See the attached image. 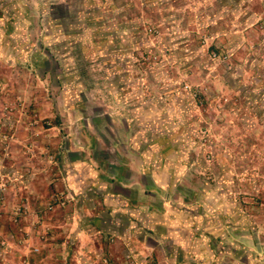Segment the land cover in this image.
I'll list each match as a JSON object with an SVG mask.
<instances>
[{"label":"rangeland","instance_id":"rangeland-1","mask_svg":"<svg viewBox=\"0 0 264 264\" xmlns=\"http://www.w3.org/2000/svg\"><path fill=\"white\" fill-rule=\"evenodd\" d=\"M0 5L28 21L5 34L34 53L1 59L17 72L0 82V224L24 228L21 264H264V88L244 62L264 46V0ZM70 29L78 56L64 50ZM118 160L152 177L123 192L141 200L62 218L74 180L90 169L106 178ZM33 179L40 215L27 231L30 206L13 199ZM178 179L181 191L168 185ZM5 248L17 264L1 238Z\"/></svg>","mask_w":264,"mask_h":264},{"label":"crops","instance_id":"crops-1","mask_svg":"<svg viewBox=\"0 0 264 264\" xmlns=\"http://www.w3.org/2000/svg\"><path fill=\"white\" fill-rule=\"evenodd\" d=\"M61 5H59V3H57L56 5H53L54 7H50V9L52 10L51 12H54L55 9H58L57 6H60L59 9H62V7L64 8V5H62V3H60ZM15 8L16 10H18L17 7H15L14 5H0V61L1 59L4 58H20V56L29 58L31 57L34 53L32 51V48L29 46H27L26 44H19L18 42L16 43V41L13 42V34H5L6 32H12L13 30H15L16 32L20 30V27L23 25H27L28 21L22 18H18V19H14L11 17L6 18L4 12L5 11H9V9ZM5 19L8 20V23H6ZM50 21H52V18L50 19ZM4 24H8L6 27H4ZM75 26V25H74ZM73 26V27H74ZM77 26V25H76ZM72 27V28H73ZM71 28V29H72ZM71 29L69 32H67L66 34L68 35L66 40H65V47L64 50L65 51H70L73 50L76 52L77 56L81 54V48H80V43L78 42V40L72 36L71 33ZM28 34H30V31H26ZM26 40H28L29 42V36L26 35ZM9 38H11L12 40H9ZM94 42V41H93ZM258 42L255 43V46L257 47ZM259 46H261L259 44ZM249 48L247 49V51L245 52V59L244 62L247 65V67L251 66V72H252V77H253V89L256 88H261L264 87V85L260 84V85H256L255 86V79L257 78V76L259 74H262V71L264 70V50L260 49L258 51H254L253 53H249ZM45 57L47 58V61H51V64L55 65V67L58 68V62L57 60L54 58V56L51 54V50L50 49H45ZM24 53V55L22 54ZM252 59V60H249ZM46 61V62H47ZM47 62V64L49 65V63ZM10 64V62H8ZM14 65V64H13ZM15 66V65H14ZM23 69V68H22ZM11 71H16V69H14L13 67L9 68H4L3 67V61L0 62V82H4L5 79L3 78H7V72ZM9 73V74H10ZM45 74V72H43V75ZM108 118V120L111 122L112 119L110 116H106ZM12 122V121H11ZM2 125L5 126V128L7 127H11L12 123L7 122V121H1ZM128 127H126V134L129 133L130 131V127L129 125H127ZM128 147H125V150H127ZM130 149H128L129 151ZM131 151V150H130ZM122 161L118 160V162L112 166L111 171L109 170V172L106 174V178L103 177L101 174H97L95 170L90 169L92 174L90 175H85L83 177L80 178H76L75 181V185L77 186L78 189V195H76V206L73 207V204H69L67 206V208L61 213L62 218L64 217L66 220H69L70 218H72L73 216H76L78 219L81 216V213H84L82 216L84 217H93L96 216L95 215V211L96 209L98 210L99 207V203H104V202H108V203H113V207L115 206V201L117 200V197L120 198L119 200H121L124 205L127 206V201L130 200V194H125L123 192L129 190V187L132 182H134V186L136 190H141L143 189H147L148 184H147V179L148 178H152L149 177V172L146 171L147 169L145 168V166H141L140 165H136V164H132V163H127L124 161L123 163V168H122ZM2 162L0 163V168L2 169ZM124 171L121 174V171ZM177 182V183H176ZM176 182L173 183H169L168 185L173 186L175 189L180 190V186H181V181L178 179ZM151 185V184H150ZM116 188H118V192L116 191ZM40 189V185L37 183L36 180H31L28 181V192H22V194L20 195H16L14 196L15 199L13 200H17L18 197H21L23 199H25L28 204H29V208H30V213L28 214V226L27 231L30 230V225L36 221V218L40 215L39 213V201H38V197L40 196L39 192ZM173 193V189L171 190ZM171 193V192H168ZM144 195H150V194H146L144 193ZM183 195H187L186 198L187 199H193L194 201H196V197H197V193H195L193 190H187V194H183ZM132 202H137L140 201V197L139 198H135V199H131ZM198 200V199H197ZM193 201V202H194ZM41 204V203H40ZM11 212V211H10ZM107 214L108 211H107ZM8 215H6L7 217ZM96 219H99L98 217H95ZM6 220V219H5ZM64 223V222H63ZM77 228V227H76ZM79 230H77V235H80V232L82 231L81 227H78ZM24 228L22 229H14L11 228L9 229V226L4 224L1 226L0 224V239H4V241L6 243H8V245L10 247L13 248V250H17V254H15V258H17V264H21L20 260L24 259L23 258V245H21L20 239H21V235L23 233ZM66 229L65 231H63L64 233H67ZM76 231L75 227H73L71 229V232ZM81 236V235H80ZM1 244H4V242L1 240ZM5 246V244H4ZM0 259L1 257H3L0 261L3 260V263L0 262V264H16V262L14 261V258H12L13 255V251L9 250L8 248H5L4 250H0ZM19 252V253H18ZM29 254H31V250H29ZM33 257H35L34 255L31 254V261L33 259ZM43 257H41L42 259ZM33 264V263H32Z\"/></svg>","mask_w":264,"mask_h":264},{"label":"trees","instance_id":"trees-1","mask_svg":"<svg viewBox=\"0 0 264 264\" xmlns=\"http://www.w3.org/2000/svg\"><path fill=\"white\" fill-rule=\"evenodd\" d=\"M253 51H258V50H260V49H263L264 50V46H254L253 47ZM216 50H218V49H216ZM219 51V50H218ZM218 51H217V53H218ZM215 55V54H214ZM264 66V65H263ZM260 84H262V85H264V70L262 71V74H259L258 76H257V78L255 79V85H260ZM264 88V87H263ZM261 92V91H260ZM259 92V93H260ZM259 93H258V95H259ZM261 94H262V92H261ZM260 96V95H259ZM264 97V96H263ZM263 100V99H262ZM263 102H264V100H263ZM209 171H211V169H209L208 168V173H209Z\"/></svg>","mask_w":264,"mask_h":264}]
</instances>
